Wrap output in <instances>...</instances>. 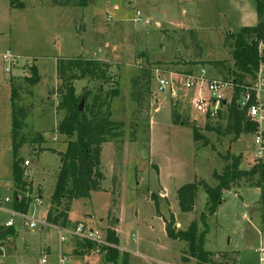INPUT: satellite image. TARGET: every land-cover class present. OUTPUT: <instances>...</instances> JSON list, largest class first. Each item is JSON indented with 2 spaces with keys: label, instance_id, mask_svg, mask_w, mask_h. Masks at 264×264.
I'll return each instance as SVG.
<instances>
[{
  "label": "rangeland",
  "instance_id": "obj_1",
  "mask_svg": "<svg viewBox=\"0 0 264 264\" xmlns=\"http://www.w3.org/2000/svg\"><path fill=\"white\" fill-rule=\"evenodd\" d=\"M20 1L21 7H11L10 0H0V181L12 187L10 97L15 90L18 105L31 106L20 131L26 141L18 151L29 161L30 202L25 214L14 212L13 188H0V225L11 219L17 231L11 238L13 251L0 250V264H123L124 260L126 264H196L194 258L183 259L185 244L167 236L165 222L173 217L175 228L186 229L195 220L202 230V213L206 214L203 248L214 253L215 262L259 264L257 249L264 240V224L258 187L243 181L238 188L224 190L213 213L207 212L202 187L196 191L190 212L180 211L176 195L181 185L198 179L214 185L213 171H221L227 152L241 155L242 169L263 160L264 150L254 143L255 132L236 139L232 134L205 130L207 119L212 118L191 108L181 88L178 98L157 91L155 71L171 73L177 84L188 72L198 73L202 68L208 77L230 81L229 71L223 68L221 73L211 62L232 66L225 38L242 25L256 23L255 0ZM180 35L182 41H194L202 48L195 63ZM4 54L12 55V62ZM75 57L107 65L106 80L87 76L72 79V84L82 97V108L96 93L109 97L112 89H118L109 99V110L112 120L122 122V135L101 145L99 185L88 197L71 202L60 226L46 222L59 153L67 141L57 131L64 115L59 102L62 78L79 71L73 67L62 74L59 66ZM145 65L153 74L150 99L137 107L130 96L131 82ZM7 66H11L9 71ZM31 67L39 77L35 84L26 80ZM246 81L239 101L254 92L255 104L264 114V66L256 81ZM260 86L263 89L257 90ZM232 94L226 92V99ZM176 100L185 124L172 122L171 101ZM219 120L223 129L225 119ZM193 126L204 138H193ZM261 129L264 137V122ZM37 132L42 134L41 142L33 140ZM25 217L36 220V226L27 227ZM77 226L83 229L80 236L70 233ZM108 229L117 237L116 260L107 259L105 250L81 246L85 237L105 241Z\"/></svg>",
  "mask_w": 264,
  "mask_h": 264
},
{
  "label": "trees",
  "instance_id": "obj_2",
  "mask_svg": "<svg viewBox=\"0 0 264 264\" xmlns=\"http://www.w3.org/2000/svg\"><path fill=\"white\" fill-rule=\"evenodd\" d=\"M11 7H21L20 0H10ZM256 23L254 25H244L235 33H228L225 38V46L228 49L232 61V66H226L224 61H213L211 64L222 73L226 68L229 75H232L233 85L232 97L226 102L221 103L215 118L225 119V126L216 122L214 119H207L204 129L207 131L222 132L232 134L233 138H238L243 133H256L258 123L248 116V106L255 104L256 97L254 92H250L249 99L245 105H241L239 98L244 91L241 86L246 84L249 78L252 82L256 81L257 74L261 66H264V0H255ZM192 31V30H190ZM193 32V31H192ZM181 36V35H180ZM184 37H180L182 41ZM185 48L190 50L191 62L195 63L201 57L202 48L194 41H182ZM60 72L63 74L65 69L71 71L73 67L79 71L65 74L63 79L64 89L59 105L64 110V115L58 123L57 131L66 138V148L59 153V170L51 194L50 206L46 213V222L54 225L63 226L66 221L67 211L71 202L80 197H88L90 191L100 183L103 174L100 170V149L106 141H111L115 137L122 135V122L112 120L109 110V99L118 93V89H112L109 97H99L97 93L90 102H86L84 107L79 110L78 106L82 97L75 92L72 79L85 78L89 76L91 80H106V64L97 59H84L80 57L67 59L61 62ZM132 79L130 96L137 107L143 103H148L151 93L152 70L147 67ZM31 75L26 77L30 84L38 82L37 69L31 67ZM64 76V75H63ZM224 79V78H223ZM87 94V93H86ZM17 93L12 90L11 102V144L13 152L12 160V188L14 192L13 210L18 213H26L30 202L27 192L30 190V183L24 177L22 157L18 155L19 149L26 141L24 134H20L21 126L31 108L18 105ZM180 104L176 100L171 101V118L175 124H185L186 117ZM224 108V109H223ZM195 140L204 138L197 126L192 128ZM36 142L43 140L42 134L37 132L33 138ZM225 161L221 171H213L216 183L207 184L204 180L198 179L181 185L176 190L177 200L180 211L190 212L194 208L195 195L198 187H202L207 195V212L213 213L216 205L221 199L224 190L238 188L241 182L245 181L249 186L258 187L261 191V220L264 224V159L255 161L248 169L240 168L241 155H234L227 152L222 156ZM234 188V189H235ZM154 199V198H153ZM156 203V202H155ZM205 213L201 214V221L204 226L199 229L198 223L192 220L186 229L175 228L173 217L165 222V231L169 238L184 242L182 249L183 259L194 258L196 264H224L213 260V252L203 248L204 234L206 231ZM17 231L12 225H0V247L11 244V238ZM116 234L113 230H107L105 241H90L88 238L83 240L81 246L86 249L105 250L106 258L116 260L119 250ZM79 241V240H78ZM98 250V251H99ZM225 255L226 253H222ZM126 264V261H123Z\"/></svg>",
  "mask_w": 264,
  "mask_h": 264
},
{
  "label": "built area",
  "instance_id": "obj_3",
  "mask_svg": "<svg viewBox=\"0 0 264 264\" xmlns=\"http://www.w3.org/2000/svg\"><path fill=\"white\" fill-rule=\"evenodd\" d=\"M138 11L136 15H138ZM138 19V18H136ZM260 48H264V45H260ZM3 58L10 59L9 63L12 62V55L4 54ZM262 67V66H261ZM260 67V68H261ZM11 66H7L5 69L9 71ZM157 74V91L160 92H168L169 95L173 98H178L177 91L178 88L184 90L189 98L190 107L194 108L198 113L205 114L206 118L214 119L218 113V110L221 108V103L226 102V92L233 91V85L231 81L224 80L221 78L215 77H208L206 75L205 70L202 68L198 73L188 72L184 77H181L180 82L177 84L176 79L169 74L161 73L159 69H155ZM264 87V81H263ZM262 86L256 88L257 90H262ZM245 98L242 99L240 102L241 105H245L249 99L248 95L244 96ZM248 116L257 121L258 123V130L255 133L254 143L259 145L260 148L264 150V137L261 135L262 129L261 124L264 122V114L262 112V108L257 104H251L248 106ZM29 165L28 160L23 161V167L25 168L23 175L26 178L28 176V172L26 171V167ZM15 212V211H14ZM18 213V212H17ZM24 214V213H20ZM28 221L26 222L27 227H34L36 226V220L32 218L25 217ZM6 225H13L12 220L9 219L6 222ZM62 230V229H60ZM82 227H76L71 234L80 236L82 234ZM88 236H92V232L88 234ZM82 237V236H81ZM88 238V237H85ZM63 237L61 236V240ZM90 239V238H88ZM3 250V246L0 248ZM258 252V262L259 264H264V240L261 242L259 248L257 249ZM45 259L42 258V262ZM59 261L62 262V258H59Z\"/></svg>",
  "mask_w": 264,
  "mask_h": 264
},
{
  "label": "crops",
  "instance_id": "obj_4",
  "mask_svg": "<svg viewBox=\"0 0 264 264\" xmlns=\"http://www.w3.org/2000/svg\"><path fill=\"white\" fill-rule=\"evenodd\" d=\"M256 14V13H255ZM242 26H244V25H242ZM241 26V27H242ZM155 107H158V105L157 104H155L154 105V108ZM0 188H3V189H12V187L10 186V183L9 182H7V183H3V181H0ZM8 221V220H7ZM6 221V222H7ZM2 225H4V224H2ZM13 226V225H12ZM3 247H6V252L5 253H7V254H10V252H12L13 251V249L14 248H12V247H10V245H5V246H3ZM0 262H1V260H0Z\"/></svg>",
  "mask_w": 264,
  "mask_h": 264
},
{
  "label": "water",
  "instance_id": "obj_5",
  "mask_svg": "<svg viewBox=\"0 0 264 264\" xmlns=\"http://www.w3.org/2000/svg\"><path fill=\"white\" fill-rule=\"evenodd\" d=\"M78 108H79V110L82 109V100L80 101Z\"/></svg>",
  "mask_w": 264,
  "mask_h": 264
}]
</instances>
